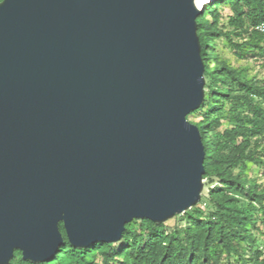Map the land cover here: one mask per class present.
<instances>
[{
    "label": "water",
    "instance_id": "obj_1",
    "mask_svg": "<svg viewBox=\"0 0 264 264\" xmlns=\"http://www.w3.org/2000/svg\"><path fill=\"white\" fill-rule=\"evenodd\" d=\"M196 0L0 2V264L117 243L197 205Z\"/></svg>",
    "mask_w": 264,
    "mask_h": 264
},
{
    "label": "trees",
    "instance_id": "obj_2",
    "mask_svg": "<svg viewBox=\"0 0 264 264\" xmlns=\"http://www.w3.org/2000/svg\"><path fill=\"white\" fill-rule=\"evenodd\" d=\"M225 4L230 6L234 16L229 22L234 28L231 34L239 38L245 35L247 39L236 43L230 39V33H214L212 36L227 39L239 59L256 55L264 58V33L256 30L257 26L264 25V0H211L203 5L196 18V34L204 65L203 89L207 90L209 96L204 97L199 109L194 111L203 115V121L194 125L198 128L204 147L203 179L213 177L218 180L208 191L209 213L204 214L197 204L181 214L186 226L171 232L167 231L164 223L142 219L139 231L131 230L129 224L125 225L117 243H95L82 249L69 245L59 224L62 246L49 261L37 264H95V258L101 264H110L118 258L122 259L121 264H264V251L254 247L256 241L249 231L255 227L250 214L258 209L264 210V192H258L254 187L231 177L226 167L216 168L222 162L227 168L245 162L261 165V153L257 149L264 140V108L254 99L264 98V79L243 81L225 65L208 69V45L206 33L202 32L208 24L202 23L201 18L204 14L215 15L216 7ZM230 92H237V95L230 97ZM226 97L232 100L236 109L230 120L235 126L225 129L219 134V140L210 146L206 141V130L214 133L220 126V117L217 116L221 109L219 101ZM212 115L216 117L210 120ZM250 140H253L252 145ZM227 190H233L234 194H245L248 203L244 211L237 207L232 195L226 194ZM20 255L19 251H15L9 264H34L23 261Z\"/></svg>",
    "mask_w": 264,
    "mask_h": 264
},
{
    "label": "rangeland",
    "instance_id": "obj_3",
    "mask_svg": "<svg viewBox=\"0 0 264 264\" xmlns=\"http://www.w3.org/2000/svg\"><path fill=\"white\" fill-rule=\"evenodd\" d=\"M0 2H2V0H0ZM244 11L247 10L244 9ZM233 17V12L230 6L225 4L216 7L215 15L204 14L201 18L202 23L208 24L207 28L202 29V32L206 33L205 39L208 45L206 48L208 69L213 70L225 65L233 69L243 81H261L264 79V58L256 55L254 57L239 59L235 56L236 54L234 53L233 48L229 45L227 39L223 36H212L214 33H230L229 37L233 42L241 43L242 41H246L247 38L245 35L242 38H239L231 34V31L234 28L229 24V22ZM203 90L204 97H208L209 93H207V90ZM229 95L230 97L236 96L237 92H230ZM254 99L264 108L263 97H257ZM219 105H221V109L219 110L220 112L217 116L220 117V126L216 132L213 133L206 130L205 134L206 141L210 144V146L219 140V134H221L225 129H231L235 126V124L230 121L234 115L233 112L236 111V109L233 108L232 100L227 99L226 97L224 100L221 99V101H219ZM237 111L241 110L238 109ZM215 117L216 115H212L209 119L213 120ZM187 121L194 125L195 123L203 121V115L200 112L191 113L187 116ZM216 133H218V135ZM240 141L243 140L240 139ZM250 141V145H252L253 140ZM257 150L261 153L259 158L262 161V164L259 166L250 162H245L244 164H240L236 167L227 168L226 164L222 162L217 164L216 168L226 167V170L231 177L243 181L248 186L254 187L258 192H264V140L259 143ZM217 182L218 180L213 177L203 179V190L201 192L198 207L204 214H208L211 209L210 202L208 200V191L214 187ZM226 194L232 195L235 198V204L237 207H240V209L244 211V206L248 203L245 194H234L233 190H227ZM250 217L255 222V227L253 229H249L251 235L256 241L254 247L260 251H264V210H255L252 214H250ZM164 226L168 232H171L184 228L186 223L182 221L181 215H176L164 222ZM128 227L131 230L139 231L141 222L140 220H133L129 223ZM121 261L122 259L118 258L110 264H121ZM94 263L101 264L97 258L94 259Z\"/></svg>",
    "mask_w": 264,
    "mask_h": 264
},
{
    "label": "bare ground",
    "instance_id": "obj_4",
    "mask_svg": "<svg viewBox=\"0 0 264 264\" xmlns=\"http://www.w3.org/2000/svg\"><path fill=\"white\" fill-rule=\"evenodd\" d=\"M211 0H196V7L198 9H202L203 5L207 4L208 2H210Z\"/></svg>",
    "mask_w": 264,
    "mask_h": 264
},
{
    "label": "built area",
    "instance_id": "obj_5",
    "mask_svg": "<svg viewBox=\"0 0 264 264\" xmlns=\"http://www.w3.org/2000/svg\"><path fill=\"white\" fill-rule=\"evenodd\" d=\"M256 30L258 31V32H260V33H264V25H259V26H257L256 27Z\"/></svg>",
    "mask_w": 264,
    "mask_h": 264
}]
</instances>
